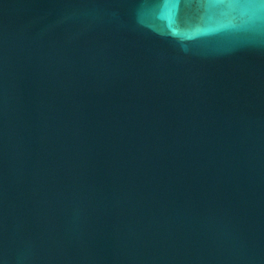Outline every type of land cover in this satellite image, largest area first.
Instances as JSON below:
<instances>
[{
  "label": "water",
  "instance_id": "95a60500",
  "mask_svg": "<svg viewBox=\"0 0 264 264\" xmlns=\"http://www.w3.org/2000/svg\"><path fill=\"white\" fill-rule=\"evenodd\" d=\"M0 264H264V0H0Z\"/></svg>",
  "mask_w": 264,
  "mask_h": 264
}]
</instances>
